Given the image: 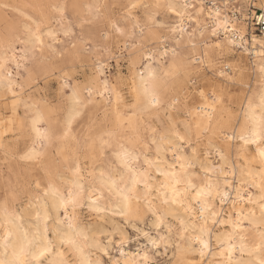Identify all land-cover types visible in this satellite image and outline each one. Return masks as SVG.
Segmentation results:
<instances>
[{"label": "snow or ice", "instance_id": "snow-or-ice-1", "mask_svg": "<svg viewBox=\"0 0 264 264\" xmlns=\"http://www.w3.org/2000/svg\"><path fill=\"white\" fill-rule=\"evenodd\" d=\"M9 7L7 3H0V8L7 10ZM35 7L40 9L37 18L26 17L29 23L25 30L29 33L31 48L27 50L24 59L26 62L30 60L33 65L32 68L25 67L27 78L29 80L42 78L46 81L50 75L60 72L65 81L61 86L64 89L70 83L69 72L78 68L88 57H94V75L91 80L103 82L104 90L99 91L98 95L103 97L107 94L110 103L114 100L117 125L122 126L125 122L128 125L129 146L119 144V151L114 153L115 164L109 163L108 172L100 171L98 185L93 183L86 187L80 182L82 177L79 164L73 170L76 179L71 181L65 180L58 184L56 177L51 173L36 179L35 189L38 193H42L44 198L42 213L37 211L35 215L36 221L39 222L36 232L31 237L27 231L23 232L21 241L12 246L11 258L0 259V264H121L119 259L104 260L100 257L91 259L92 253L85 255L86 250L90 248L97 249L102 256L108 255L107 245L96 238L95 233L89 236L79 226L80 220L76 210L83 208L85 204L98 219H105L108 212L123 217L125 226L129 223L135 225L137 221L151 214L155 218L156 229H167V239H173L175 234L174 255L181 258L187 253V249L182 246L185 234L190 229L195 230L197 223L202 221L199 223L201 236L196 237L201 244L199 251L201 259L192 262L177 259L176 264H204L206 250L209 249L210 244L202 237L210 234L209 219L213 225L224 223L218 219L220 214L216 211L215 204L210 202L213 199L210 177L206 182H201L197 170L199 162L205 177L215 171L205 166L206 161L201 159L206 153L200 148V141L208 133H211L210 143L212 138L218 136H223L229 142L234 140L238 142V157L243 160L246 169V171L242 169V172L248 177L244 182L258 190L256 199H253L250 193L246 192L245 195L249 203H259L261 218L264 219V91H261L258 103L254 98H249L242 121L239 119V113L234 115L225 111L218 119H214L213 115H207V123H205L203 118L196 116V113H203L204 109L197 108L194 113L187 108V105L185 109L188 111V117L191 118L179 120L175 116L183 113L176 108L178 101L173 99L167 103L163 98L169 90V85L176 80L180 68L205 65L204 73H206L207 69L214 67L217 61L215 49L220 45H210L204 39L206 26L199 20V14L203 11L200 5L191 0H166L164 3L160 0H128L127 3L119 6L112 5L113 11L106 15L102 13V9L108 7L107 5H97L94 13L93 6L88 5L86 7L92 14V19L81 18L80 9L84 6L78 0H64L63 3L55 5L40 4ZM118 7L124 10L120 18H116L115 10ZM45 8H52L57 14V23L63 29L64 40H58L59 33L51 29L45 32L50 22L45 16ZM162 10L166 15L170 14L174 17L175 22L162 20ZM86 27H88L87 32ZM165 30L168 35H165ZM216 30L212 28L213 35ZM197 33L201 37L199 41L196 40ZM45 36L49 38L48 41L44 39ZM169 40L172 41L171 46L167 43ZM65 43L68 46L61 47ZM117 50L121 53L127 51L131 60L130 71L136 67L138 61H143L140 66L144 70L137 74L139 83L135 78L132 80L127 101L122 90H118L121 89V82L127 77L118 74L115 83L110 86L105 75V64L102 62L105 59L118 62ZM182 51L188 53L187 63H184L185 58L181 57ZM197 51L203 59L196 58ZM15 60L14 54L11 57L7 53L0 55V69L6 68L10 61ZM61 61L64 63L60 64ZM16 67L20 68L22 65L17 62ZM8 77L6 86L0 78V87H5L6 92L11 93V111L15 115L21 101L17 99L18 93L13 91L14 82L10 79L11 73H8ZM87 91L92 95L91 87H87ZM200 95L204 96V92L202 91ZM213 98L215 99V93ZM68 99L72 101V108L66 119L63 135L59 137L63 140L69 138L72 122L81 115L79 109L82 101L75 86ZM121 103H127V109L123 113L120 111ZM166 103L167 107H165ZM25 107L27 108L28 105ZM161 108L164 109L166 120L162 121L160 128L152 127L150 121L144 123V113L151 116L155 112L156 118L159 119ZM47 110L55 114L58 106L48 102ZM39 119H43L42 113L39 114ZM39 119H33V129L42 140L50 141L48 130L37 127ZM237 125H239L238 130ZM229 128L232 129V135H227ZM108 135L113 136L114 133L109 132ZM111 147L107 140L100 138L101 156L104 155L106 148ZM185 148H189L190 152L185 151ZM169 152H171V162L167 159ZM41 155L42 153L30 151L21 159L38 161ZM113 172L118 176V180L112 178ZM224 175L227 177L228 173L225 172ZM65 184H70V187H64ZM96 193L99 195L93 199L92 196ZM227 196V192L221 194L219 202L223 204ZM239 198L242 200L244 196ZM105 199L107 203L102 204L101 201ZM157 199L164 206L163 210L154 204ZM113 203L115 207H110ZM15 220L22 221L23 217L18 216ZM9 223L12 224L14 221ZM239 225L240 221L237 220L235 227L238 228ZM102 227L99 226L96 231L101 237L109 238V243L112 242L110 237L117 233L121 246L127 242V235L121 227L114 225L112 233H104ZM136 230L139 231L138 228ZM242 231L246 230L242 229ZM12 234L10 230L5 229L6 242ZM234 234H230L228 239L231 240ZM142 235L148 239L152 249L158 248L161 242H165L167 249L165 236L156 239L149 232H143ZM259 235L260 243L251 250H248L247 245L243 243L244 236H240L239 247L235 244L227 248L222 247L219 255L226 259L219 261L218 264H243L242 260L236 259L237 252L241 256L246 251L248 255H252L254 251L264 254V231ZM90 240L92 243H89ZM217 241L220 242L219 237ZM5 251L7 252V243ZM125 255L126 253L121 249V256ZM124 264H128V261L125 260ZM137 264H156V262L145 250ZM209 264L213 262L210 261ZM256 264H264V258H260Z\"/></svg>", "mask_w": 264, "mask_h": 264}, {"label": "bare ground", "instance_id": "bare-ground-1", "mask_svg": "<svg viewBox=\"0 0 264 264\" xmlns=\"http://www.w3.org/2000/svg\"><path fill=\"white\" fill-rule=\"evenodd\" d=\"M63 2L64 0H0V3L10 5L7 10L0 8V55L7 53L9 57L13 54L16 57V60L10 61L6 68L0 69V78L3 79L6 86L9 79L8 73H11L10 79L14 82L13 91L18 93L17 99L21 101L18 107L23 109L22 116H17L15 112V115L12 114L6 118L0 113V259L11 258L12 246L21 241L23 232L27 231L29 237L36 232V226L39 222L36 221L35 215L37 211L42 213L44 203L43 194L38 193L35 189L34 181L36 179L44 177L46 173H51L56 177L58 184L65 180L71 181L76 179L73 176V170L79 164L82 177L80 182L84 183L86 187L93 183L98 185L100 171L108 172L109 163L115 164L114 153L119 151V144L122 143L125 147L129 146L127 144V138L130 135L127 132L128 125L126 122L122 126L117 125L114 100L110 103L107 94L103 97L98 95L99 91L104 90V86L102 81L91 80L94 74L82 82L76 77H72L75 70L69 72L70 83H68L67 88L63 89L68 91L67 97L61 103V107L65 110L62 111V108L59 107L55 114L48 112L43 96L31 91L33 87H36L39 79L29 80L25 72V67H33L30 60L26 62L24 59L27 50L31 48L30 36L25 30L29 23L26 17L37 18L40 9L35 7L36 5H55ZM78 2L84 6L80 9L81 18L92 19V14L89 13L86 6H93L94 13L97 5H107L108 7L102 9V13L106 15L113 11L112 5L124 4L128 0H78ZM160 2L164 3L166 0H160ZM191 2L203 8L202 13L199 14V20L206 26L204 39L210 38L211 40L207 42L210 45H220L215 50L222 52L225 60L230 62L232 73H229L222 64H218L215 68L219 77L209 75V68L204 73L205 65H196L187 69L180 68L176 80L169 85V90L163 98L167 103L173 99L178 101L176 108L185 114L181 120L191 118L188 117V111L185 109V105H187V108L194 113L197 108L202 107L204 112L196 113V116L203 118L205 123H207V115H213L214 119H218L225 111L234 115L239 113V119L242 121L249 98H254L258 103L260 93L264 91V29L258 33L256 22H254L260 13L257 10H262L264 14V0H191ZM30 5L33 7H29ZM44 13L50 21L45 32L51 29L59 33L58 40H64L63 29L57 23L58 16L55 11L52 8H45ZM217 13H219L218 17ZM218 25L219 27H217ZM212 28L217 29L214 35ZM85 31H88V27L85 28ZM165 35L168 34L165 33ZM44 39L49 40L47 36ZM200 39L201 37L197 33L196 40L199 41ZM167 43L171 46L172 41L169 40ZM117 51L122 54L119 50ZM124 52L127 53V51ZM195 56L197 59H203L200 57L199 51L195 53ZM181 57L185 58L184 63H187V55L181 54ZM86 60H90L93 64L94 57H88ZM17 62L22 67L17 68ZM102 62L105 64V75L111 86L114 83L111 76L112 60L105 59ZM59 63L63 64L64 62ZM130 63L131 60L129 59ZM142 63L143 61H138L136 67L131 70L128 94L131 91L132 80L135 78L136 82L139 83L137 74L144 70L140 66ZM220 76L225 80H222ZM60 81L62 86L65 83L62 74ZM190 84L196 85L193 90H190ZM74 86L79 93V99L82 101L79 109L81 115L72 122L69 138L63 140L59 137L63 135L65 122L72 108V101L68 98L71 96ZM86 86L92 88V95H89ZM202 91L204 96L200 95ZM122 93L125 101H127L128 96L123 90ZM213 93H215V99ZM167 103L165 107H167ZM11 105V93L6 92L5 87H0V107L4 106L5 109L11 110ZM25 105L28 107L26 108ZM126 109L127 103H121L120 111L123 113ZM169 111L171 112V110ZM41 113L43 119H39ZM143 116L145 124L150 121L152 127L157 128H160L162 121L166 120L163 108L159 111V119L156 118L155 112L151 116L148 113H144ZM175 118L179 119V115ZM33 119H39L37 127L48 130L51 136L50 141L42 140L37 135L32 126ZM21 120H23V124H21ZM238 129L239 125H237ZM109 132L114 133V135L109 136ZM227 135H232L231 128L228 129ZM210 136L211 133H208L201 138L200 148L206 153L201 159L206 161L205 166L215 169V171L210 172L208 177H205L199 162L197 163V170L201 182H206L210 177L213 185V199L210 202L215 204L216 211L220 214L218 219L224 221V223L213 225L209 219L210 234H205L202 237L207 239L210 244L209 249L206 250L204 264H209L210 261L213 264H218L219 261L226 259L219 255L222 247L227 248L232 244L239 247L240 236L245 237L243 243L247 245L248 250L254 249L260 243L259 233L264 231V219L261 218L259 203H249L247 195H245L246 192L250 193L253 199H256L258 190L244 182L248 180V177L242 172V169L244 171L246 169L243 160L238 157V142L235 140L229 142L223 136H218L212 138L210 143ZM100 138L107 140L112 145L111 148L105 149L103 156L99 152ZM229 144H231V150H229ZM184 150L190 152L189 148ZM30 151L42 153L38 161L30 162L21 159L26 152ZM170 158L171 152L168 153L167 157L169 162H171ZM225 172L228 173L227 177L224 175ZM112 178L118 180V176L114 172ZM63 186L70 187V184ZM225 192L228 193V196L225 198V202L221 204L219 202L220 196ZM98 195L99 193H96L92 198L96 199ZM38 196L39 198H37ZM240 196H244V199L241 200ZM105 197H107V193H105ZM101 203H107V199L102 200ZM154 204L163 210L164 206L158 199L154 201ZM85 206L87 211L91 213L87 204ZM110 207H115V204H111ZM81 210L82 208L76 210V215L80 220V228L89 236L95 233L96 238L107 245L108 255L106 257L109 259H119L121 264H124L125 260L128 261V264H137L145 250L152 257L149 250L151 245L146 237V243L137 247H131L127 238V242L123 246L120 244L117 257H110L109 246L114 240V235L110 237L112 242L109 243V238L101 237L96 230L102 225L101 230L104 233H112L113 226H119L112 221L115 215L108 212L103 220L95 216L99 224L94 226L86 223L87 221L84 222ZM71 211L70 208L69 212L71 213ZM91 214L95 215L94 213ZM18 216H22L23 220L16 221L15 218ZM185 218L187 219V217ZM122 219L124 218L122 217ZM154 220L155 218L152 217L150 224L155 228ZM237 220L240 221L238 228L235 227ZM9 221H14V223L10 224ZM199 223H197L195 230L190 229L185 234V239L182 241V246L187 249L186 256L181 258L174 255V260L170 264H176L177 259H184L186 262L201 259L199 255L201 244L196 239V237L201 236ZM6 228L13 233L12 236L8 237L7 242L5 241ZM138 228L142 233L147 232L139 226ZM242 229L246 231H242ZM155 230L158 233L151 235L156 239L165 236L167 248L174 249L175 234H173V239H167L166 228L163 230L155 228ZM233 233L235 234L229 240V235ZM217 237L220 238V242L217 241ZM6 243L7 252L5 251ZM89 243L92 241L90 240ZM160 245L165 248V242H161ZM121 249L126 253L125 256H121ZM89 253L93 254L90 256L91 259L97 257L104 259V256L95 248L87 249L85 255H89ZM138 253L139 255H137ZM235 256L236 259L242 260L243 264H249V262L256 264L260 258H264V254L258 251H254L252 255H248L246 251L243 256L237 252Z\"/></svg>", "mask_w": 264, "mask_h": 264}, {"label": "rangeland", "instance_id": "rangeland-1", "mask_svg": "<svg viewBox=\"0 0 264 264\" xmlns=\"http://www.w3.org/2000/svg\"><path fill=\"white\" fill-rule=\"evenodd\" d=\"M119 5H121V4H118L117 6H119ZM115 12H116V17L120 18L123 15L124 10L122 8L118 7L115 10ZM161 19L164 20L165 22H173V23L175 22V18L172 17L170 14L166 15L164 10L161 11ZM53 21H55V20L53 19ZM257 28H258L257 32L259 33L261 31V29L259 27H257ZM165 33H167L166 30H165ZM205 40H206V42H209L211 39L208 38ZM67 46H68L67 43L61 45V47H67ZM215 53L217 56V61L214 65V67L208 69L209 75H212V77H214V76L219 77V75L215 72V68L217 67L218 64L224 65L226 70L229 73H232L230 62L225 60L224 56L222 55V52L215 50ZM181 54L188 55L187 52H183V51L181 52ZM117 56H119L118 62L116 60H112L111 76H112V79L114 80L113 81L114 83L116 80V76L118 74L127 77L126 80L121 82V90H123V92L128 96L129 79H130V75L132 72L129 70V65H130L129 64V57H128L126 52H123L122 54H120L118 51H117ZM93 67L94 66H93V64H91L90 60H85L82 62V64L78 68L75 69V72H73L72 77L73 78L76 77V79L84 82L86 79H89L91 77V75L94 74V68ZM60 75H61L60 72H56V73L50 75L46 81L43 80L42 78L39 79L36 87H33L31 89V91H33L35 94L38 93L37 95L43 96L44 100L46 101V104H48V102H51L53 104H56L58 106V108L61 107L62 101L66 100L68 91H65L61 88ZM220 78H222V76H220ZM222 80H225V78H222ZM195 84H197V83H195ZM190 85H189L190 90H193L194 87L196 86L193 84L191 86ZM8 101H9V99H8ZM63 110H65V109L62 108V111ZM181 112L183 113V115H179L180 120L185 117L184 112L183 111H181ZM0 113L6 118L10 117L13 114L11 110H9L7 108L5 109L4 106L0 107ZM16 115L17 116L23 115V109L21 107H18L16 109ZM159 126H161V125H159ZM85 207L86 206H84L81 210V216H82L84 222L87 221L86 223L93 224L94 226L98 225L99 221L97 220L95 215H92L91 213H89ZM107 219H108V217H107ZM112 221L119 224V226L126 233L127 238H128V244L131 247H137L139 245L146 243L145 237L142 235V232L136 230L138 228V226L143 228V230L149 232L150 234H157L158 233V231L155 230L154 226H151V224H150L152 221V216L150 214L145 216L143 220L137 221L135 223L136 226H133V224H127L125 226L124 219H122V217H120L118 215H115L114 220H112ZM118 236H119V233L114 235V240H113L112 244L109 246L110 257H112V258L117 257V255L119 253V248H120V242L119 241L120 240H119ZM149 250H150V253L153 257V260L156 262V264H170L174 260V250L172 248L166 249V248L162 247V245H160L159 248L157 249L158 251L155 249H152V247H150ZM104 260H109V258L104 256Z\"/></svg>", "mask_w": 264, "mask_h": 264}, {"label": "built area", "instance_id": "built-area-1", "mask_svg": "<svg viewBox=\"0 0 264 264\" xmlns=\"http://www.w3.org/2000/svg\"><path fill=\"white\" fill-rule=\"evenodd\" d=\"M260 11L258 17L254 20L256 22V26L259 27L260 29H264V14L262 10H257V12Z\"/></svg>", "mask_w": 264, "mask_h": 264}]
</instances>
